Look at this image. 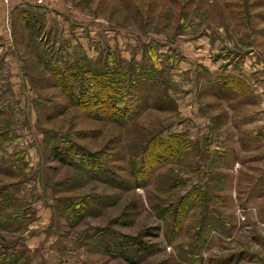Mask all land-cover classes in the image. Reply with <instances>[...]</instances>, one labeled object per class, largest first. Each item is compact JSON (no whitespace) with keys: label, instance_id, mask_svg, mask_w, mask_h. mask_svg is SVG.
<instances>
[{"label":"rangeland","instance_id":"obj_1","mask_svg":"<svg viewBox=\"0 0 264 264\" xmlns=\"http://www.w3.org/2000/svg\"><path fill=\"white\" fill-rule=\"evenodd\" d=\"M11 1L0 0V77L7 62L11 73L0 84V130L11 140L0 162V253H17V264H264V0ZM204 33L223 47L213 60L232 63L224 73L251 62L248 85L188 53L186 41ZM153 42L174 51L168 104L149 93L115 122L58 86V69L78 59L108 48L140 62ZM188 59L200 61L193 84L179 71ZM196 102V115L181 111ZM163 128L187 132L189 149L174 139L164 157L154 139ZM54 146L72 163L53 158ZM151 151L160 155L142 166ZM119 237L146 248L124 249Z\"/></svg>","mask_w":264,"mask_h":264},{"label":"trees","instance_id":"obj_2","mask_svg":"<svg viewBox=\"0 0 264 264\" xmlns=\"http://www.w3.org/2000/svg\"><path fill=\"white\" fill-rule=\"evenodd\" d=\"M145 48L147 50H143L142 60L140 62L135 59L125 62V60L120 57L118 50H111L108 48L103 58H101L102 55L100 52L94 58V61L86 57L78 59L73 64H69V66L61 70L58 69L59 74L55 76L57 79L59 77L60 82L63 80L65 84L70 87V90L66 92L63 82L58 86L60 88L62 87L72 104L74 103L77 106L83 104L85 107L95 108L97 109L95 111L98 113L94 112V116L115 122L126 121L132 118L141 105L147 101L149 93L153 92L155 95L162 96L165 99L164 104H168L167 100L171 98L173 94V74L171 70L174 68L173 60L175 57H172L170 53L174 51L169 49L166 53H160L158 51V45L154 42L146 45ZM138 88H145L148 91L142 90L140 92ZM184 134L185 136L182 135V132L174 133V131L165 128L159 130L154 136V139L156 143L162 144V147L164 146L162 150L166 156L163 154L162 156L168 158L169 156H167V153L177 150V148L173 147L171 144V141L174 139L185 142V148L183 150L186 151V149H189V140H191V137L187 132ZM8 135V130H0V162H3L6 158L4 149L9 147L8 144L11 141ZM17 137L18 141L19 136ZM17 141H15L13 137L14 146ZM147 141L149 142L151 140L148 139ZM71 148L72 146L67 149L70 150ZM18 152L17 150L16 153ZM152 152L155 154L152 155ZM158 153L159 152L151 151L149 154H143V157H141L143 160L142 166L145 165L147 160L149 161L148 163H151L152 158L160 155ZM51 154L53 158L60 162L66 164V161H68V163H72V159H69L70 161L67 160L69 156L66 149L62 150L61 147L58 148V146H54L51 150ZM95 164L101 165L98 161H96ZM103 169V171L107 170V172H111L110 169L105 166ZM85 173H90V170ZM1 206L2 204L0 203V208ZM8 215L9 216L3 218H6V221H11V215ZM4 222H2V224ZM119 239L121 241L123 237H119ZM115 242L124 247V249H126L127 246L132 248L135 246L136 251H141L146 248L142 243L138 242V244H136L135 241L133 243H129L125 240H122L120 243L117 241ZM111 251L114 250L111 249ZM19 259L20 257L13 251L9 255L0 253V264H17Z\"/></svg>","mask_w":264,"mask_h":264},{"label":"crops","instance_id":"obj_3","mask_svg":"<svg viewBox=\"0 0 264 264\" xmlns=\"http://www.w3.org/2000/svg\"><path fill=\"white\" fill-rule=\"evenodd\" d=\"M15 4H16V2L14 0L10 2V6H14ZM11 11H12V7H11ZM10 20H11V22H10L11 25H9V27H10L9 33L12 34V31L15 29L14 28V21L12 19V15L10 17ZM23 21L26 25V22L28 21L26 16L24 17ZM26 27H25V29H26ZM54 28L55 27H53V25H52L50 28H47V29H49V31L52 29L51 31L54 32V31H56ZM5 31H6V29H5ZM223 33H226V31L223 30ZM221 39H223V34H220V32H219V37H217L215 40L217 42H220ZM226 40H227V38H226ZM186 44H188L190 46V48L188 47V50H187L189 54L194 55V56L196 55V52H198L200 54V56L203 58L201 60V63L206 68L207 71H216V70L220 69L223 72H219L218 75H227L228 74V75H233L234 77L237 76L236 78H238L241 81V83H244V84H247V82L243 78L242 74L245 75V74H249V72L255 71V68H252L250 66L251 62H248V60L246 61V59H245L243 62H241L239 64L238 67H232V72L236 71V73H227L226 74V72L228 71L227 69L232 66L231 65L232 63L225 61V60H221L220 62L217 61L218 59L213 60L214 55L217 52H220L223 47H222V45H220L219 48L215 49L213 42H212V39H210V37H209V34L206 35V33H204L200 37H197L195 39H191L189 41L187 40ZM11 47H12V45H11ZM191 47H193V48L191 49ZM210 52L215 53V54L211 55ZM3 53H5V52H3ZM1 56L2 55H0V57ZM4 57L6 59L9 58L7 55H4ZM5 62H7V61H5ZM199 62L200 61L198 59H197L196 63H194L193 60L188 59L187 61H182L179 65V68H180L179 71H182V73H185V75H188L190 82L192 84L194 83V80H195L196 66H197V63H199ZM183 64H185V65H183ZM26 67H27V65H26ZM2 69H3V67H2ZM224 71H226V72L224 73ZM2 73L3 74L0 77V84L3 85L4 83H7V82L9 83V80H11L10 63L9 62L5 63V66H4V69L2 70ZM27 77H28V75H27ZM27 77L26 78L24 77V78L27 79ZM28 81H29V79H28ZM198 86H199L198 91H201L203 86L200 85V83L197 81V87ZM181 111H185V113H187L190 116L196 115V113L198 112V103L196 102V104H194V105H192V104L186 105L183 109H181Z\"/></svg>","mask_w":264,"mask_h":264},{"label":"built area","instance_id":"obj_4","mask_svg":"<svg viewBox=\"0 0 264 264\" xmlns=\"http://www.w3.org/2000/svg\"><path fill=\"white\" fill-rule=\"evenodd\" d=\"M33 4L40 6V7H45V6H50L56 3L58 0H32Z\"/></svg>","mask_w":264,"mask_h":264}]
</instances>
